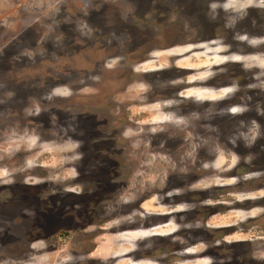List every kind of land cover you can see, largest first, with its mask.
<instances>
[{
  "label": "rangeland",
  "instance_id": "374dc122",
  "mask_svg": "<svg viewBox=\"0 0 264 264\" xmlns=\"http://www.w3.org/2000/svg\"><path fill=\"white\" fill-rule=\"evenodd\" d=\"M210 2L0 0V264H264V77L177 47Z\"/></svg>",
  "mask_w": 264,
  "mask_h": 264
},
{
  "label": "flooded vegetation",
  "instance_id": "af4514ba",
  "mask_svg": "<svg viewBox=\"0 0 264 264\" xmlns=\"http://www.w3.org/2000/svg\"><path fill=\"white\" fill-rule=\"evenodd\" d=\"M228 0H219V2H210L209 4V8L207 10L206 16L208 18V20H212V19H216L217 21L216 24L213 26L212 31L209 34H200L199 36H196L198 38H205V41H197L195 43H190L189 42H183L181 43L180 46L177 47H185V46H192L193 49L188 52L187 54H184L185 56L187 55V57L190 56H194L197 53H201V54H205L208 53V57L210 60H213L215 57H223L228 58L227 62L226 61L222 64L213 66L215 69H213L214 71L217 70L220 67H233V70H230L231 72H233L235 74V72H238L240 69H242L244 71V73H250L251 77H257V76H263L264 77V68L257 65L256 63H254V59L251 61L249 60V57L252 58H258V56H260V58L264 59V24L263 26H261V28L259 30H255L253 28H251V26H255V24H251V26H246V28H244V26H242L243 21L246 18L243 19H239L238 17H240L241 15L245 14L246 17L247 15H249L250 13H254L257 9V5H253L250 6L248 8H245V12L241 13V8L239 10L238 13L236 12V10L234 11H227L226 13V9H225V4ZM212 5H217L218 7H220V11L216 12V13H211V7ZM248 9V10H247ZM252 15V14H251ZM230 17H234L235 23L233 25V27L230 26V24L228 23L230 19ZM238 20V21H237ZM213 21V20H212ZM229 24V25H228ZM198 35V34H197ZM158 39H160L161 37H157ZM158 39H156L155 41H157ZM182 39V38H180ZM179 39V40H180ZM185 39V38H183ZM177 39V41H179ZM201 40V39H200ZM258 40L259 42L257 43V46L253 45V42ZM153 43V42H152ZM204 45H207L208 47H204ZM257 48V49H256ZM156 51H152L151 56L153 57V55L155 54ZM154 53V54H153ZM178 58L180 57H184V56H177ZM230 59V60H229ZM179 61V59L177 60V62ZM250 62L252 64H250ZM177 63H175V61L173 60V63L170 64V68L173 67V65ZM177 69L180 70L179 67L175 66ZM166 69V68H164ZM183 70H188V71H195L194 69H184ZM181 69V70H182ZM198 71V70H197ZM213 71V72H214ZM241 73V70H240ZM212 74V72H211ZM222 75L225 74L224 72H219L216 75ZM219 76H217L216 78L212 77L210 78L206 85L203 86H199L196 88H202L204 90H210L216 93H220L224 90H230V94L232 96L227 97L228 95L224 96L225 100L229 99V101H227V104H230L229 106H231V109H236L239 108V106H236L235 104L238 102L237 99L239 100L241 97H239V95L236 94V92L239 91V89H235L238 87V85H236V87L234 88L232 85L228 86V85H222L221 82H226V80L224 81L223 79L221 81H218ZM221 83V84H219ZM244 87V85L242 86ZM180 98H184L186 96L183 95H179ZM231 98V99H230ZM262 98V97H261ZM224 99H220L219 101H222ZM242 99V98H241ZM155 103H149L148 106L154 105ZM230 108H228L230 110ZM253 116V114H250L249 117L251 119V117ZM255 118V116L253 117ZM157 240H162L163 236H156Z\"/></svg>",
  "mask_w": 264,
  "mask_h": 264
},
{
  "label": "bare ground",
  "instance_id": "6f19581e",
  "mask_svg": "<svg viewBox=\"0 0 264 264\" xmlns=\"http://www.w3.org/2000/svg\"><path fill=\"white\" fill-rule=\"evenodd\" d=\"M254 45L256 44V42L253 43Z\"/></svg>",
  "mask_w": 264,
  "mask_h": 264
}]
</instances>
